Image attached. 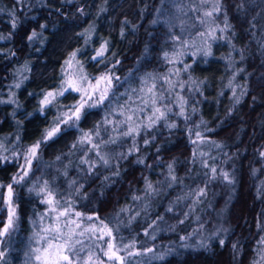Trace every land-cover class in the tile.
<instances>
[{
    "label": "trees",
    "instance_id": "1",
    "mask_svg": "<svg viewBox=\"0 0 264 264\" xmlns=\"http://www.w3.org/2000/svg\"><path fill=\"white\" fill-rule=\"evenodd\" d=\"M217 2L213 20L223 31L211 54L185 60L179 75L186 83L183 115L173 108L127 137L106 122L143 78L167 71L180 42L169 30L171 1L0 0V193L22 175L27 149L80 100L68 91L41 104L47 92L66 87L71 53L72 65L89 80L109 71L119 77L103 105L86 108L75 126L61 125L41 145L29 176L13 186L17 219L0 238V264H35L31 251L45 209L38 189L45 181L74 211L113 228L118 242L135 239L138 250L153 249L129 264H264V0ZM105 41L102 62L93 60ZM86 132L108 164L91 153L81 162ZM6 218L0 211V220Z\"/></svg>",
    "mask_w": 264,
    "mask_h": 264
},
{
    "label": "snow or ice",
    "instance_id": "2",
    "mask_svg": "<svg viewBox=\"0 0 264 264\" xmlns=\"http://www.w3.org/2000/svg\"><path fill=\"white\" fill-rule=\"evenodd\" d=\"M220 8L219 6H216L213 11L205 12V16H212L213 12H219ZM153 23H156V21H153ZM13 27H15V23L13 22ZM43 27V25L41 26ZM225 27H230L229 25L225 24ZM223 31V29L221 30ZM123 34V33H121ZM200 35H204L201 33ZM37 36V33L33 31L32 35L29 36V40H32ZM3 37H0L2 39ZM173 40L178 41L180 38L177 36L172 37ZM108 50V42L105 41L103 44L100 45V48L96 51V55L92 57L93 60H98L99 62H102V58L105 56V53ZM182 55V53H179ZM205 55H210V50L204 53ZM76 52H73L70 54V59L65 61L66 64L71 66L72 60L75 58ZM168 54L165 53V57L167 58ZM119 63V61H117ZM188 66H185L187 68ZM95 80V83H92L88 80V77L86 75H80L78 80L73 79L71 76H69V79L66 81L67 87L63 88L59 92H52L49 91L44 95V99L41 101L42 105H51L53 101L56 99V97L63 96L65 92L73 91L78 94H80L81 98L80 100L69 107L68 111L60 113L54 120H53V126L49 129H46L42 138L40 140H37L32 146H30L27 149V152L24 154V164L20 165V168L22 169V175H19L18 177L14 176L12 178L13 182L11 184H8L6 186L7 188V194L4 195L3 193H0V203H3L6 205L5 209H0V211H7V218L6 220H0V238H5L8 235H10V232L14 229L16 219H17V212L16 208L14 206V185L21 184L30 174L32 171V162L33 160L39 159V150L41 148V145L49 140L54 139L57 137L62 131L63 128L61 125H64L65 127H73L75 126L76 122L80 121L84 110L86 108H94L98 107L100 105H103L106 100L109 99V93L111 92L114 84L113 81L119 82V77H115L114 74L109 72H105L101 74L99 77L93 78ZM87 81L88 87H81L80 82ZM231 83V82H230ZM101 84L104 86L101 87ZM19 85H17L18 87ZM90 89V90H89ZM149 93L153 92V88L148 89ZM162 99V97H161ZM237 102L238 98H237ZM153 104H155V100L152 101ZM170 110V109H169ZM43 111V108L41 109ZM155 113H159L158 116H155V119H152L151 122L147 125V127H152L153 124L156 123L157 120L164 118L165 112H162L159 108L155 109ZM180 115H183V110L181 111ZM131 119V117H129ZM175 125H170V127H174ZM136 129L132 128L129 130V132L124 133V135H131L133 132H135ZM96 135L98 136L99 133L97 132ZM195 135L198 139L203 141V137L201 136V133L196 132ZM92 141V134L91 132H86L81 137L79 143H91ZM145 143L147 144L148 141L146 140ZM193 143H196V141H193ZM75 147V145L73 146ZM93 147H99L98 145H94ZM261 156H264V151L260 153ZM6 159V158H5ZM57 159H60L57 157ZM100 160L106 165L108 164V161L103 157L100 156ZM84 163H87V161H83ZM142 162V161H141ZM169 168H171V165H169ZM213 173H215V169H212ZM223 177L225 180L228 179V174L223 173ZM175 177H173V180ZM230 182V181H229ZM72 183H75L74 181ZM0 187H5L3 185H0ZM148 188L151 189L152 185L149 184ZM39 192H46L47 193V199L42 201V203H46L50 206V211L56 213V220L59 221L60 217H69L71 215H74L77 218L87 219L88 221H92L93 219L99 220L98 216H87L85 217L83 213L74 211L72 208V201H67V207H64L63 210H58L56 205L60 204L59 200L55 199V195L53 192L48 191V182L45 181L44 185L40 187ZM205 191L204 189L199 190V195H204ZM134 199H139V197H134ZM168 211H172L171 208L168 209ZM185 218H187V214H185ZM43 219V217H41ZM155 221H153V224ZM179 223L183 224L184 221L181 220ZM72 225H75V227H72ZM101 227H97L96 225H90L87 228H84L83 231L77 232V229L81 227L79 223L76 222V220H68L67 223L64 225V227L68 228V231L65 232L63 228L59 225V223H56L54 225H51L49 227H45L41 229V232L36 233V236L38 237L39 241H43L45 244L44 248H36L33 251L37 253L35 255L36 261L39 262V264H80L79 257L77 255L78 252H83V240L77 239L76 237H84L85 233H90L93 236H95L97 233H100V235L97 237L99 240H104L106 244V248H102L100 251L102 252L103 256L107 258L108 262H111V264H129V261L132 257H137L141 255H146L148 253L153 252L152 248H145L143 251L136 250V240L133 239L127 244H123L122 246L118 245L116 241V236L114 235L113 228L109 227L108 224L104 223L103 220H100ZM149 227L151 228L152 225L150 224ZM258 227H261L258 225ZM119 229H116L118 231ZM41 233H44V235H41ZM145 235H147V229H145ZM105 237L108 239L105 240ZM155 237H153L154 239ZM181 239H184V237H181ZM0 242H2V239H0ZM224 241L221 240L220 244L223 245ZM261 243H264V240H261ZM77 245H81L79 249H77ZM236 246L233 245V248ZM132 249V250H130ZM124 252V255H121V252ZM4 256V252L0 251V257ZM73 257H76L74 259ZM95 257V259H94ZM159 259H163V256L158 257ZM83 264H105L104 260H101L99 256H96L94 252H89L87 257L83 260Z\"/></svg>",
    "mask_w": 264,
    "mask_h": 264
},
{
    "label": "rangeland",
    "instance_id": "3",
    "mask_svg": "<svg viewBox=\"0 0 264 264\" xmlns=\"http://www.w3.org/2000/svg\"><path fill=\"white\" fill-rule=\"evenodd\" d=\"M170 1L173 8L171 9V16L169 18V30L172 35L174 34L180 38L179 45L176 47V51L174 53L169 54V67L167 68V71H165L160 76H147L143 78L138 89H136V92L130 96L127 101L124 99V101L119 103V105L114 109L113 114L107 119L106 122V124L110 126L108 128L113 134L118 132L119 134L124 135V133L129 132L130 129L135 128L136 131L131 135H124L131 137L136 136L143 129L150 128L147 127V125L152 119H155V116L159 115V113H155L156 108H159L162 112H165V116L164 118L157 120L156 123L152 125V127L165 119L172 112L173 108H176L177 111L181 113L183 108L181 93L183 91V87L186 86V83L180 80L181 78H179V75L181 71L184 72L187 69L185 66H188L185 65L184 61L189 58L194 59L197 56L204 55L205 52L210 50L212 42L219 35L221 28L217 26L213 20L214 14L216 12H213V15L210 17L204 15L205 12L213 11L216 6H219L217 2L218 0ZM201 33L204 35H200ZM179 53H182V55ZM67 68L68 75L66 81L69 79V76L75 80H78L80 75H84L79 68H76L72 64L71 66L68 65ZM89 81L95 83V81ZM80 86L85 88L88 87L87 81L80 82ZM103 86L104 85L101 84V87ZM149 88H153L152 93L148 92ZM153 100H155V104L152 103ZM129 117H131V119H129ZM111 138H113V136ZM85 145L86 154L83 155L84 157L81 162L87 158L89 153H91V155H93V157L97 160H100V156H103L106 159L105 154L100 151L98 147H93L94 145H97L93 137L91 143H86ZM39 189L38 193L41 197V200L44 201L48 198L47 193L39 192ZM48 191L51 190L48 189ZM53 194L55 195V199L60 201V204L56 205L57 209L62 211L63 208L67 207L68 205L62 202L61 199H57L55 191ZM44 207L45 209L43 219H40L39 223L36 225L34 237L35 240L33 242L31 251V257L35 264H39V262L36 261L35 255H37V253H35L33 250L36 248L42 249L45 247L44 242L39 241L38 237L36 236V233L41 232L42 228L59 223L63 230L67 232L68 228L64 227V225L68 220H76V222L81 225V227L77 229V232L83 231L84 228H87L93 224L97 227H101L100 221L97 219L84 222L85 224L83 225L81 218H77L74 215L69 217H60L59 221H57L56 213L50 211V206L44 203ZM72 227H75V225H72ZM262 227L264 230V224ZM41 235H44V233H41ZM99 235L100 233H97L95 236L90 233H85L84 237H76L77 239L83 240L84 251L77 253L80 264H83V260L87 257L89 252H94L96 256H99L101 260L105 261V264H111V262H108L107 258L104 257L100 251L102 248H106V244L104 240L97 239ZM107 239L108 238L105 237V240ZM115 242L120 246L126 244L125 242H118L117 238ZM262 244L259 261L264 258V243ZM80 247L81 245H77V249ZM136 250L138 249L136 248ZM120 254L124 255V252L122 251ZM73 258L76 259V257Z\"/></svg>",
    "mask_w": 264,
    "mask_h": 264
}]
</instances>
